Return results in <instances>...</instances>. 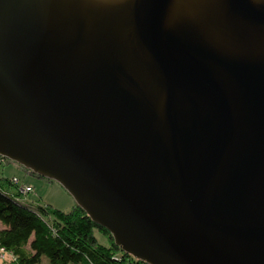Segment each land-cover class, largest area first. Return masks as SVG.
Here are the masks:
<instances>
[{
    "label": "water",
    "instance_id": "water-1",
    "mask_svg": "<svg viewBox=\"0 0 264 264\" xmlns=\"http://www.w3.org/2000/svg\"><path fill=\"white\" fill-rule=\"evenodd\" d=\"M183 2L0 0V156L146 264H264V67L165 37Z\"/></svg>",
    "mask_w": 264,
    "mask_h": 264
},
{
    "label": "trees",
    "instance_id": "trees-1",
    "mask_svg": "<svg viewBox=\"0 0 264 264\" xmlns=\"http://www.w3.org/2000/svg\"><path fill=\"white\" fill-rule=\"evenodd\" d=\"M5 184L13 185L0 179V250L10 258L6 263L38 264L45 256L48 264H146L121 251L77 205H21L17 189L8 192Z\"/></svg>",
    "mask_w": 264,
    "mask_h": 264
},
{
    "label": "bare ground",
    "instance_id": "bare-ground-1",
    "mask_svg": "<svg viewBox=\"0 0 264 264\" xmlns=\"http://www.w3.org/2000/svg\"><path fill=\"white\" fill-rule=\"evenodd\" d=\"M250 1L253 5L264 4V0ZM179 2L182 3L183 0ZM202 2L204 3L200 9L192 5L184 10L186 12H180L182 16L187 17L188 11L193 7L196 8L195 11L199 9L197 12L194 11L198 15V20L194 18L188 23H184V18H179L177 10L181 6L168 8L162 28L164 36L199 51L197 54L202 58L205 54L200 51L211 52L237 63L264 67V27H256L241 20L237 14L229 10L226 0ZM131 61L133 62L132 59ZM133 69L135 71L134 67Z\"/></svg>",
    "mask_w": 264,
    "mask_h": 264
},
{
    "label": "rangeland",
    "instance_id": "rangeland-1",
    "mask_svg": "<svg viewBox=\"0 0 264 264\" xmlns=\"http://www.w3.org/2000/svg\"><path fill=\"white\" fill-rule=\"evenodd\" d=\"M0 179H9L13 186L7 184L3 187L21 190L17 192L16 201L21 205L50 206L58 210H68L75 202L73 198L54 180L42 177L31 170L21 166L15 161L0 156ZM16 180V183L13 182ZM28 187L31 191H24ZM2 264L10 260L8 254L0 256ZM38 264H48L42 256Z\"/></svg>",
    "mask_w": 264,
    "mask_h": 264
},
{
    "label": "built area",
    "instance_id": "built-area-1",
    "mask_svg": "<svg viewBox=\"0 0 264 264\" xmlns=\"http://www.w3.org/2000/svg\"><path fill=\"white\" fill-rule=\"evenodd\" d=\"M13 182H15V183H16V180H14ZM19 191H21V190H18V189H17V192H19ZM24 191H31V189H30V188H28V187H25V188H24ZM2 252H3V251H2V250H0V255H3V254H2Z\"/></svg>",
    "mask_w": 264,
    "mask_h": 264
},
{
    "label": "crops",
    "instance_id": "crops-1",
    "mask_svg": "<svg viewBox=\"0 0 264 264\" xmlns=\"http://www.w3.org/2000/svg\"><path fill=\"white\" fill-rule=\"evenodd\" d=\"M12 190H13V187L12 188H9L8 189V192H12ZM1 228V227H0Z\"/></svg>",
    "mask_w": 264,
    "mask_h": 264
},
{
    "label": "flooded vegetation",
    "instance_id": "flooded-vegetation-1",
    "mask_svg": "<svg viewBox=\"0 0 264 264\" xmlns=\"http://www.w3.org/2000/svg\"><path fill=\"white\" fill-rule=\"evenodd\" d=\"M146 68H147V65H146Z\"/></svg>",
    "mask_w": 264,
    "mask_h": 264
}]
</instances>
